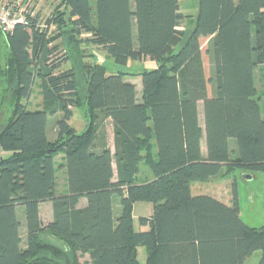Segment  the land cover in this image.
Here are the masks:
<instances>
[{"label":"trees","instance_id":"trees-1","mask_svg":"<svg viewBox=\"0 0 264 264\" xmlns=\"http://www.w3.org/2000/svg\"><path fill=\"white\" fill-rule=\"evenodd\" d=\"M187 16L179 0H59L45 27L27 13L2 32L13 108L0 129V264H60L68 252L73 264L74 253L139 264L140 246L144 264H241L255 250L264 264V224L190 188L237 169L264 173V0H197L188 35ZM83 43L118 66L154 63L138 73L140 101L129 71L94 62L83 64L82 102L81 79L63 64ZM35 84L41 106L30 109ZM83 105L77 131L70 119ZM141 164L149 175L139 180ZM136 202L151 204L137 216L144 230L133 226Z\"/></svg>","mask_w":264,"mask_h":264},{"label":"rangeland","instance_id":"rangeland-1","mask_svg":"<svg viewBox=\"0 0 264 264\" xmlns=\"http://www.w3.org/2000/svg\"><path fill=\"white\" fill-rule=\"evenodd\" d=\"M59 5V0H30L27 2L26 14L38 15V21L41 28L46 26V20L52 16L55 11V7ZM179 9L185 15H188L185 20L182 21L181 28H184L189 33V30L193 26V18L197 13V0H179ZM60 10L64 11L65 8L60 5ZM67 17V16H66ZM55 24H50V29H54ZM69 29V26L66 28ZM68 31V30H66ZM64 36L66 40L68 33ZM82 39H86L90 36L89 33L83 32ZM67 41V40H66ZM69 61L64 63V67L72 66L75 68L77 75L81 79V92L82 102L85 100V78L83 74V64L89 63H103L109 71L125 70L131 74L128 76L134 81L139 82V71L154 67V63L149 60L143 62L132 61L127 67H122L114 64L111 58L107 57L105 53L96 47L87 45L85 43L75 47H69ZM8 56V49L2 32L0 31V129L5 125L11 116L13 108L12 98V82L6 75V60ZM257 87L261 88V79L256 78ZM36 84L33 87L32 95L28 100V106L30 109L41 106V98L37 93ZM199 120L203 125L202 108L199 103ZM54 116L48 117V125L52 124ZM70 124L77 130L82 131L87 124V116L85 114L84 105L80 108L73 109V115L70 119ZM106 129L110 130V125L106 123ZM106 130V131H107ZM53 138V137H52ZM59 162V160H58ZM149 172L147 168L141 164L140 172L138 173L139 180L147 178ZM246 173L235 170L234 172L219 177H212L203 181H192L190 184L191 193L193 195L206 194L210 195L228 205H232L234 201L237 202L239 208V214L242 220L251 226H261L264 224V173L257 172L256 178H246ZM248 175V174H247ZM60 178V176H59ZM83 199H81L82 201ZM117 207V203H114ZM118 208H116L117 210ZM151 204L148 202H136L133 206V226L135 230H144L145 228L139 227L137 216L148 215L151 212ZM48 204H43L41 209V218L43 223H46L50 217ZM76 261L79 264L89 263V255L74 253ZM261 255L260 250L253 251L241 264H257ZM69 252L66 253L63 258L60 259V264H73L74 257ZM138 261L139 264H144L146 259L145 248L138 247Z\"/></svg>","mask_w":264,"mask_h":264},{"label":"built area","instance_id":"built-area-1","mask_svg":"<svg viewBox=\"0 0 264 264\" xmlns=\"http://www.w3.org/2000/svg\"><path fill=\"white\" fill-rule=\"evenodd\" d=\"M30 0H0V31L7 32L18 24H26V6Z\"/></svg>","mask_w":264,"mask_h":264},{"label":"crops","instance_id":"crops-1","mask_svg":"<svg viewBox=\"0 0 264 264\" xmlns=\"http://www.w3.org/2000/svg\"><path fill=\"white\" fill-rule=\"evenodd\" d=\"M130 63L131 62H129L127 65H129ZM126 79L129 80V81H131V82H133L135 84V88H136V99H137V101H140V99H141V90H142L140 79H139V82L138 83L137 82H134L129 76H127ZM106 122L110 125L109 132L106 129L107 130L106 133H107L108 146L110 147L111 151L113 152L114 147H113L112 126H111L110 120H106ZM53 130L54 129H53L52 125L51 126H48V136L50 138L53 137ZM202 154H204V153H202ZM113 167H114V164H113ZM63 175L64 174L60 172V178H58L57 188H58V190H60V192H63L64 189H65V182H64V178H63L64 176ZM251 176H253V178H256L257 177L256 173H253L252 175H250V178H251ZM81 199H83V200L81 201ZM81 199H80V201L78 203L79 206H82L85 203V199L84 198H81ZM43 204H45V205L48 204V207H49V210H50V213L48 212L49 215H50V217H49L48 221L46 222V223H48V222H50L53 219L52 209H51V203L50 202L40 203V205H39L40 217H41V209H42ZM41 220H42V218H41ZM42 222H43V220H42ZM46 223H44V224H46Z\"/></svg>","mask_w":264,"mask_h":264},{"label":"water","instance_id":"water-1","mask_svg":"<svg viewBox=\"0 0 264 264\" xmlns=\"http://www.w3.org/2000/svg\"><path fill=\"white\" fill-rule=\"evenodd\" d=\"M245 176L248 177V178H250V175L249 174L248 175L246 174Z\"/></svg>","mask_w":264,"mask_h":264}]
</instances>
